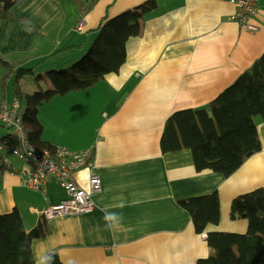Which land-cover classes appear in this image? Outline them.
<instances>
[{
	"label": "crops",
	"instance_id": "obj_1",
	"mask_svg": "<svg viewBox=\"0 0 264 264\" xmlns=\"http://www.w3.org/2000/svg\"><path fill=\"white\" fill-rule=\"evenodd\" d=\"M145 1L99 0L80 16L72 0H21L12 14L30 20L42 36L22 22L0 17V56L31 68L40 51L47 50V71L65 68L88 50L104 17ZM157 2L142 33L128 40L119 73L38 108L42 140L71 151L92 149L91 166L75 178L86 186L91 173L100 176L96 208L44 220L42 212L66 198V191L54 180H48L43 193L26 186L18 173L0 176V213L17 209L27 230L43 220L47 225L46 236L32 243L36 263L52 253L63 264H197L213 252L208 232L248 230L247 219H230V205L236 196L264 187V120L256 117L261 150L228 177L198 171L190 149L163 152L161 140L174 111L206 107L264 53V0L252 21L258 26L254 32L230 19L235 7L229 0ZM80 20L81 31L76 29ZM0 68L1 83L5 68ZM49 86L45 80L25 93ZM24 107L25 115L28 104ZM8 135L6 128L0 130V140ZM9 162V168L25 167L12 156ZM216 190L220 222L197 233L179 200ZM106 212L120 217L110 229Z\"/></svg>",
	"mask_w": 264,
	"mask_h": 264
},
{
	"label": "trees",
	"instance_id": "obj_2",
	"mask_svg": "<svg viewBox=\"0 0 264 264\" xmlns=\"http://www.w3.org/2000/svg\"><path fill=\"white\" fill-rule=\"evenodd\" d=\"M20 1L0 0V17L22 22L36 37H41L34 23L12 14V9ZM72 1L80 16L90 12L99 2ZM157 7V0H147L114 17H104L87 53L65 68L48 70L45 77L41 73L34 76L32 68L18 67L0 56V66L5 68L1 84L6 86L7 79L13 77L15 97L22 103L26 100L28 108L24 118L31 126L29 138L36 147L56 150L41 139L43 127L37 118L39 106L70 92L87 89L108 74L119 73L128 40L142 33L148 15ZM30 76L38 85L48 80L51 86L32 94L23 93L20 82ZM2 97L8 99L6 90ZM257 116L264 120V53L206 107L174 111L162 136V150L166 153L190 149L198 171L209 169L228 177L262 148ZM1 161L0 157V176L7 169ZM179 204L190 214L197 233H205L209 224L220 222L221 204L217 190L181 199ZM230 219H247V232H208L206 240L213 252L209 257L199 259L197 264H264V187L233 198ZM44 220L27 230L17 209L0 213V264H37L32 243L46 236L48 229ZM49 255L51 264H63L57 255Z\"/></svg>",
	"mask_w": 264,
	"mask_h": 264
},
{
	"label": "built area",
	"instance_id": "obj_3",
	"mask_svg": "<svg viewBox=\"0 0 264 264\" xmlns=\"http://www.w3.org/2000/svg\"><path fill=\"white\" fill-rule=\"evenodd\" d=\"M229 1L235 7L230 19L248 31H257L258 26L252 21L260 0ZM83 25V20H80L76 29L81 31ZM22 107L19 98L6 99L0 95V126L9 129L8 137L0 140L2 162L9 165L10 156L20 159L25 167H11L9 171L18 173L23 183L31 189L45 193L48 180H54L66 191V198L42 212L45 220L92 212L96 208L94 195L102 191V180L97 173H91L88 184L83 186L75 178L77 172L91 166L92 149L71 151L59 147L53 151L36 147L30 141Z\"/></svg>",
	"mask_w": 264,
	"mask_h": 264
},
{
	"label": "rangeland",
	"instance_id": "obj_4",
	"mask_svg": "<svg viewBox=\"0 0 264 264\" xmlns=\"http://www.w3.org/2000/svg\"><path fill=\"white\" fill-rule=\"evenodd\" d=\"M88 50H89V48H88ZM87 51L85 53H87ZM40 53L42 54L41 56H36L35 57V62H34L35 65H34V67L28 66V67H31L33 69V72H34L35 75H37L39 73H42L43 71H47V69H50V66L48 65V60L45 59V58H47V59L50 58V56H47L48 54H46L47 53V50H41ZM71 53H74V52H71ZM85 53L83 55H85ZM44 56H46V57L43 58ZM23 68H27V67H23ZM2 73H3V69L0 68V80H1V77H2ZM34 87H35V79L33 77H31V76L28 77L27 79L21 80V82H20V88L23 91V93H25L26 91H31ZM5 90L8 92L7 93V97L9 99H12V98L15 97V92L13 90V82L6 83V86L4 84H1L0 83V93L2 92V94H0V95H3V91H5ZM26 104L27 103L24 101L23 102V107L21 109L22 113L25 112V107L24 106ZM258 118H260V117H258ZM25 125H26V128L28 130L29 124L28 123H25ZM5 128L6 127H4V128L3 127H0V130H2V129L5 130ZM6 129L9 131L8 128H6ZM2 164L7 167V169L4 172L9 171V169H10L9 166L6 165V164H4L3 162H2Z\"/></svg>",
	"mask_w": 264,
	"mask_h": 264
},
{
	"label": "clouds",
	"instance_id": "obj_5",
	"mask_svg": "<svg viewBox=\"0 0 264 264\" xmlns=\"http://www.w3.org/2000/svg\"><path fill=\"white\" fill-rule=\"evenodd\" d=\"M104 219L108 221L109 223L106 224V228H111L113 226V221H118L120 219L119 215L116 213H105ZM51 256H44L40 259H38L37 264H51Z\"/></svg>",
	"mask_w": 264,
	"mask_h": 264
}]
</instances>
